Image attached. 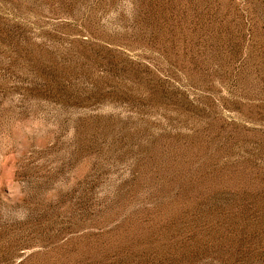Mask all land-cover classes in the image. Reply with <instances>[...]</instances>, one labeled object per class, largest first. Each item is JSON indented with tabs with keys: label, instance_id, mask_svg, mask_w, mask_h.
Returning a JSON list of instances; mask_svg holds the SVG:
<instances>
[{
	"label": "rangeland",
	"instance_id": "obj_1",
	"mask_svg": "<svg viewBox=\"0 0 264 264\" xmlns=\"http://www.w3.org/2000/svg\"><path fill=\"white\" fill-rule=\"evenodd\" d=\"M0 264H264V0H0Z\"/></svg>",
	"mask_w": 264,
	"mask_h": 264
}]
</instances>
